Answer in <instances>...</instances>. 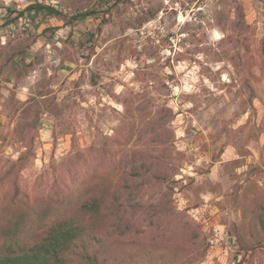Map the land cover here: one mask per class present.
I'll return each instance as SVG.
<instances>
[{"label": "clouds", "instance_id": "1", "mask_svg": "<svg viewBox=\"0 0 264 264\" xmlns=\"http://www.w3.org/2000/svg\"><path fill=\"white\" fill-rule=\"evenodd\" d=\"M161 2L179 12L177 3ZM0 3L18 10L42 4L60 13L20 19L35 39L29 52L43 49L45 59L25 77L17 99L26 100L29 88L55 74L60 79L49 87L58 104L69 106L59 119L42 118L34 155L21 159L27 142L0 147V207H11L13 197H50L75 167L88 195L119 193L122 204L131 195L140 205L135 213L126 205L101 209L107 224L139 228L155 243L180 249L182 264H264V231H237L250 213L264 215V0H196L189 6L192 15L167 31L179 32L184 21L200 28L183 47L176 45L188 32L172 39L171 53L161 46L167 35L163 9L136 26L148 0H132L135 10L117 4L119 13L105 11L116 0H82L78 7L63 0ZM46 29L54 30L52 44L40 38ZM89 32L94 44L88 62L76 53L61 67L53 45L62 50L69 34L76 40ZM146 37L157 55L137 60ZM9 39L8 30H0V47ZM206 48L210 54L191 51ZM169 55L173 59L165 65ZM31 62L29 55L25 63ZM90 72L99 75L95 85ZM61 82L64 88L57 91ZM164 113L166 122L156 123ZM61 128L66 131L55 137L53 151V130ZM133 167L140 172L135 180ZM125 181L129 189L121 191Z\"/></svg>", "mask_w": 264, "mask_h": 264}, {"label": "rangeland", "instance_id": "2", "mask_svg": "<svg viewBox=\"0 0 264 264\" xmlns=\"http://www.w3.org/2000/svg\"><path fill=\"white\" fill-rule=\"evenodd\" d=\"M65 6L78 7L82 3V0H63ZM139 3V0H136ZM196 0H186L181 2V0H169V3H177L179 5V12L173 8L171 11L168 10L167 6L164 5L161 0H148L149 8L145 12L144 9H140L142 15L136 18V26H139L142 22L147 19L154 18L157 13L162 9L164 11V16L161 18V26H165V31L167 35L161 38V46L167 45L168 51L171 53L173 51L171 47V41L176 36H181L183 33L188 32L189 36L183 37L176 45V47H183L186 43H191L195 38V31L199 30V24H193L188 21H184L179 32L172 33L167 31V29L173 27L178 23L179 19L183 18L185 14L191 16L192 10L190 5L195 3ZM202 2V0H201ZM117 4H123L125 7H131L135 10V5L132 3V0H116V3L111 5V8L106 9L105 11L110 12L112 9H117ZM199 7V4H197ZM27 8L23 10H18L13 3L10 6L5 7L0 3V30H8L10 34V39L7 45L0 47V147L6 143H19L23 144L27 142L28 153L25 154L21 159H27V156L34 155V148L37 146V134L38 131L43 127L42 118L45 119H59L64 115L68 110V105L61 101L57 103V97L53 94V90L49 85L59 80L60 78L55 74L48 79H41L33 88H29V95L26 100L17 99V89L20 85L24 83L25 77L39 64L44 62L45 56L40 52L30 53L29 48L31 43L35 42L33 34L29 31L28 27L25 25H20L19 21L22 17L27 15V20L29 22H34L37 16H47L46 13L26 11ZM119 13V9H117ZM91 14H95L92 12ZM196 17L202 18L201 13L197 12ZM219 19L220 14H217ZM165 21L167 24L165 25ZM54 30L46 29L44 33L41 34L42 39L47 43H53V33ZM139 35V34H138ZM159 36V33H155ZM129 39V38H125ZM66 46L60 50L56 49L53 45L52 51L61 57V67H63L65 60L69 62L72 61V57L78 53L80 60H83L86 64L90 59L92 52V45L94 44V38L92 34L86 33L81 34L79 39L74 40L72 34H69L67 40L61 41ZM144 47L141 48L140 54L136 56V59L139 60L140 55H145L148 58H152L157 55L156 51L152 50V37H146L143 42ZM238 46H242L241 41H237ZM124 50L123 42H120L116 48V57L115 60L117 65L120 61V53ZM191 51H204L206 54L211 53L210 48L206 49H191ZM245 51L247 48L245 46ZM85 53H88L87 55ZM32 56L31 63H25V60L28 56ZM56 56H53L55 59ZM173 58L171 55L165 59V65H169V62ZM46 67H48L46 65ZM145 68L154 67L152 65H144ZM67 70V69H65ZM41 75H44V69H40ZM58 69H54V72ZM99 75L95 72H90V82L95 85ZM171 79V77H168ZM67 78L64 77V81ZM82 82V81H81ZM11 84L12 87L9 88L8 85ZM77 84L74 82L73 87H76ZM161 87H165L161 85ZM64 88V82L60 83V89ZM7 92L8 95L5 96L4 93ZM67 99V97H65ZM46 114V116H45ZM167 113H164L161 118L156 121L158 124H163L167 120ZM66 129L61 128L57 133L53 130V151L56 147L55 137L57 135H63ZM11 137V140H9ZM119 142V141H117ZM140 176V172L133 167L130 177L135 180ZM79 175V171L75 167H69L67 170V181L61 180V186H58L53 194L46 199H37L28 201V198H24L23 201L18 202L20 208L29 215L40 211L41 209L47 206V203L59 202L64 194L69 193V190L76 184ZM178 183V182H176ZM192 184V180L189 179L188 187ZM129 185L125 181L121 186V191H128ZM90 190L79 191L78 195L73 198L71 206L62 210L63 219H73L75 222L82 224L87 227L90 222L89 219L83 215L80 211V207L83 203L87 202L94 195H88ZM114 199L109 198L108 200H118L116 209L126 205L133 213L140 207V205L133 203L132 206L129 205L127 198L123 199V204L121 203V196L119 193H112ZM128 197L133 200L131 195ZM13 199L16 198L13 197ZM75 200V201H74ZM133 202V201H132ZM1 208V207H0ZM3 208H9L4 206ZM263 217V228L260 227L258 222V213L252 212L248 216V222L246 225H240L237 229L238 233H242L247 227L253 233L256 232L257 226L264 231V215ZM107 229L112 233V240L109 241L106 238V234L101 232L94 233L93 240L91 239V246L89 247V253L91 259H75L69 264H182V253L181 250L176 247L163 246L154 242V240L143 234L142 230L139 228H133L126 224L121 225H109L104 221ZM151 226V222H149ZM31 229L34 230V234L42 233L45 229L40 223L31 224ZM30 235L27 240H31L35 235ZM109 244V248H105V244ZM93 257L95 261L93 260Z\"/></svg>", "mask_w": 264, "mask_h": 264}, {"label": "trees", "instance_id": "3", "mask_svg": "<svg viewBox=\"0 0 264 264\" xmlns=\"http://www.w3.org/2000/svg\"><path fill=\"white\" fill-rule=\"evenodd\" d=\"M26 11L46 13L47 15L59 16L55 9L45 7L42 4H32ZM91 13H84L89 15ZM75 19V18H74ZM138 177V174H136ZM78 177V176H77ZM88 191L80 177L76 184L64 194L59 202L47 203V206L32 215L22 210L15 199L9 208H0V264H69L75 259L90 260L89 247L94 233L103 232L109 241L112 233L107 229L101 209L115 208L119 203L114 195L107 192L94 195L90 200L83 203L80 211L89 219L85 227L73 219H63L62 210L73 205V198L79 191ZM27 198V197H26ZM129 205L133 200L127 197ZM75 201V200H74ZM261 211H264L262 209ZM258 222L263 228V217L258 213ZM40 223L45 229L42 233L34 234L31 224ZM35 237L28 242L30 235ZM109 248V244H105ZM93 260L95 261L94 257Z\"/></svg>", "mask_w": 264, "mask_h": 264}]
</instances>
